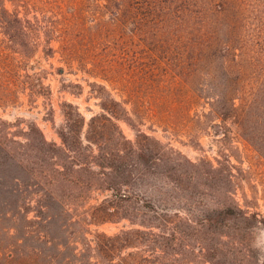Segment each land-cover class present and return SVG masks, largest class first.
<instances>
[{"label":"rangeland","instance_id":"obj_1","mask_svg":"<svg viewBox=\"0 0 264 264\" xmlns=\"http://www.w3.org/2000/svg\"><path fill=\"white\" fill-rule=\"evenodd\" d=\"M60 134L129 198L54 191L80 226L0 205V264L125 231L130 264H264V0H0V203L52 192L33 148Z\"/></svg>","mask_w":264,"mask_h":264},{"label":"trees","instance_id":"obj_2","mask_svg":"<svg viewBox=\"0 0 264 264\" xmlns=\"http://www.w3.org/2000/svg\"><path fill=\"white\" fill-rule=\"evenodd\" d=\"M62 139L63 146H58L55 144L47 143L45 140L40 141L39 146H36L35 153L38 156V162L41 161L40 169L36 170L33 173L34 177H39L42 179V182L48 186V188L52 189V192H46V190H41L42 195L34 193V196L29 198H13L11 194L13 191H10L6 188V191L2 193V200L0 205L3 207L5 211V216L20 215L22 212H25L24 218L26 220H30L28 218V213L32 211L31 208L36 207L34 213H42L48 212L51 213L53 203L59 204L60 207V217L64 220L65 225H82V222L75 217H70L71 211L73 208L64 202H60L55 196L54 191H60L65 194L67 199H78V197H82L84 193V189H90L91 185L97 183H105L107 190H114L115 187L109 185L106 182V179H112L113 173L111 172L113 168L111 166L106 168L100 164H97V155L92 154L91 148H89V155L81 154V152L73 151V155H71L70 148L67 145V136L64 134H60ZM11 152V151H10ZM67 156L68 160H72L71 167H66L65 164H62L64 161V157ZM3 157V156H2ZM5 158V157H3ZM45 158V159H44ZM47 158V159H46ZM95 161H92V159ZM110 160L109 156L107 157ZM60 159V160H59ZM62 161V162H61ZM4 163V161H3ZM95 164L98 165V170H95ZM72 170L77 177V181L66 179L64 177L65 171ZM115 169V168H114ZM112 174V175H111ZM32 177V175L30 174ZM111 176V177H110ZM80 177V178H79ZM15 182H19L20 178L15 177L13 179ZM17 185V184H16ZM38 185V182L35 183ZM18 186V185H17ZM78 190V196L73 197V192ZM8 192V196L7 193ZM117 194L126 198L128 194L123 193L125 190L120 191V189H116ZM43 194L44 196H48V200L43 202ZM116 194V196H117ZM68 195V196H67ZM30 210V211H29ZM41 216L36 215V218H40ZM52 218L51 214H48L47 218H45V222ZM132 232L125 231L120 235L107 236L106 234L96 233L94 240H88L87 249L91 251V255L89 260H87L86 264H130L127 259V255L123 253L126 249H129L130 241L127 242V239H130V234ZM15 261L12 259L11 264H32V258L25 251H20L14 256ZM140 263V262H139ZM63 264H84L82 261L74 262L71 260H66Z\"/></svg>","mask_w":264,"mask_h":264}]
</instances>
